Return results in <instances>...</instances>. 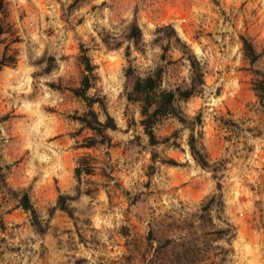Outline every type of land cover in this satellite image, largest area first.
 I'll use <instances>...</instances> for the list:
<instances>
[{"label":"rangeland","instance_id":"1","mask_svg":"<svg viewBox=\"0 0 264 264\" xmlns=\"http://www.w3.org/2000/svg\"><path fill=\"white\" fill-rule=\"evenodd\" d=\"M3 1L13 33L4 42L15 53L14 64L0 69V167L7 186L26 189L42 221L57 190L72 193L71 170L83 152L76 143L87 131L74 135L78 125L70 116L83 105L64 87L78 83L80 45L95 65L92 90L103 96L118 130L110 132L113 146L106 150L113 181L71 203L75 220L55 210L44 233L37 234L28 214L0 190V264H162L149 260L156 244L146 243L149 228L159 241L171 236L165 248L170 253L193 237L204 256L197 264H264V112L250 85L252 68L264 70V0H89L72 10L71 0ZM132 15L142 45L136 50L129 43L124 57L126 42L111 44ZM164 24L188 49L170 37L166 54L175 61L165 64L162 86L188 77L181 51L189 50L201 67L200 92L181 106L187 116L200 114L211 169L192 160L182 130L173 138L178 147L155 146L159 156L179 165L156 161L146 174L149 148L137 125L138 106L123 94V69L130 65L144 75L164 62L158 55L165 38L156 41L157 27ZM240 36L261 52L252 65L242 56ZM42 54L45 59L36 63ZM49 56L52 67L44 73ZM48 82L62 88L51 89ZM129 120L134 123L127 128ZM177 128L175 119L166 118L154 131L161 137ZM104 151L88 150L99 159ZM211 193L222 202L210 207L213 226L231 228L208 246L205 240L214 235L203 233L211 226L200 223L197 213ZM133 194L138 199L129 204ZM179 260L164 264H186Z\"/></svg>","mask_w":264,"mask_h":264},{"label":"trees","instance_id":"2","mask_svg":"<svg viewBox=\"0 0 264 264\" xmlns=\"http://www.w3.org/2000/svg\"><path fill=\"white\" fill-rule=\"evenodd\" d=\"M89 2V0H71L67 5L68 9H77L82 4ZM0 69L3 66L12 65L15 62V53L13 50H8V43L4 42L6 34H13L9 22L6 20L8 17L7 8L4 1L0 0ZM158 37L156 41L165 38V43L159 44L160 52L159 59L164 61L162 64L156 65L151 71L144 75L137 74L134 69L127 65L123 69V94L128 102H134L138 106V120L137 125L140 128L141 134L145 138L147 147L149 148V164L147 165L146 174L150 175L154 171V163L158 161L160 164L166 165H179L178 162L169 157L159 156L155 150L158 144H165L170 142L172 146L178 147L173 138H176L180 131L186 130L185 145L192 160L202 169H211L208 156L204 151L201 142L200 127V114L195 113L192 116H187L181 106L182 102H186L190 97L198 94L203 85V74L199 62L190 54L189 50L181 51L184 59L187 61L188 77L182 79L180 82L174 84L172 87L162 86V75L165 71V64H173L170 56L166 54L169 48L168 40L170 37L176 42L180 39L176 35L174 29L169 24H164L157 27ZM118 39L111 44L112 48H117L122 42H126L123 48L124 57L128 56L129 43L134 49L139 50L142 45L141 30L132 15L118 33ZM241 53L242 56L248 61L250 65L255 63L261 55L257 51L252 42L243 36H240ZM17 38L12 36L11 41H16ZM102 41L108 44L107 37L103 36ZM181 45L188 49L184 42ZM45 59L44 54L36 59V63H41ZM48 63L43 67L42 72H49L52 67V57H46ZM75 63L79 67L80 77L76 85H68L64 88L68 90L72 96L83 105V110L79 114H72L70 119L77 123L78 128L74 135L80 134L82 131H87V134L81 136V139L76 143V148L83 150L78 154L74 160V165L71 170L72 178L74 181L72 193L59 192L57 190L55 202L47 210V217L42 221L38 212L30 201L28 191L24 188L12 189L7 186L5 182V175L0 167V190L6 189L10 198L14 201V207L20 208L29 216V223L37 234H43L47 228V220L55 210L63 212L67 217L75 220L74 210L71 203L76 200L80 195L90 196L101 187L106 188L109 182L113 181L110 174L111 166L107 160L106 150L113 146L110 132L118 130L113 117L107 112L103 96L92 90L97 78L94 69L95 65L91 62L89 56L86 54L85 49L80 45L78 54L75 56ZM251 77V90L254 94L255 100L259 108L264 112V70L252 68ZM47 86L51 89H60L59 82H48ZM173 118L178 123L179 128L172 130L168 135L161 137L155 133V126L158 125L163 119ZM133 120H129L127 128L133 124ZM136 137V136H135ZM137 138V137H136ZM170 139H172L170 141ZM102 147L105 149V158L99 159L97 156L92 155L88 150L97 149ZM91 176H98L100 183L97 184L91 180ZM128 194L127 191H125ZM138 199V194H133L129 200V204L135 203ZM217 204L219 207L222 204L218 194L211 193L200 202L197 219L202 222L208 223L211 229L203 232L204 234H213V238L208 241L205 240L206 245H211V241L221 240L230 233L231 226L228 227H214L209 210L212 205ZM192 227V224H191ZM122 234L126 231L122 229ZM233 237L229 234V239ZM228 239V240H229ZM155 246L152 248V255L149 260L151 263L155 259L158 261L174 263V261H185L186 264H197L198 261H203L204 256L201 254L195 239L189 238L188 240L181 241L182 249L180 251L174 249L172 253L166 251L168 244L173 242L171 236H168L161 241L157 239L155 232L149 228L146 235V243L148 246ZM179 260V261H180Z\"/></svg>","mask_w":264,"mask_h":264}]
</instances>
